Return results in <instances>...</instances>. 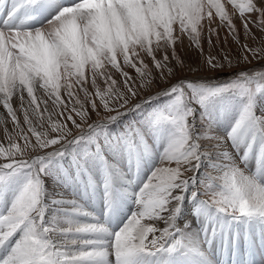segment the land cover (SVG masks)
Wrapping results in <instances>:
<instances>
[{
    "label": "snow or ice",
    "instance_id": "6c2138e0",
    "mask_svg": "<svg viewBox=\"0 0 264 264\" xmlns=\"http://www.w3.org/2000/svg\"><path fill=\"white\" fill-rule=\"evenodd\" d=\"M257 66L264 0H0V264H264Z\"/></svg>",
    "mask_w": 264,
    "mask_h": 264
},
{
    "label": "rangeland",
    "instance_id": "374dc122",
    "mask_svg": "<svg viewBox=\"0 0 264 264\" xmlns=\"http://www.w3.org/2000/svg\"><path fill=\"white\" fill-rule=\"evenodd\" d=\"M217 23H219L218 20L216 23H214L212 25V27L215 28ZM234 23H236L238 28L240 27V21L238 19L234 20ZM253 30L255 31V29H253ZM219 32H220V40L217 41L216 37L213 36V42L216 43V47L210 48V46L207 42L208 25H207V23H205L204 32L202 33V40H201V43H202V46L204 49V55L206 56V55H208L209 52H211L212 55H215L218 58H220L225 54V52H228V53H230V55L232 57L233 64H235L236 60L241 57V50L237 46V44L232 40V38L228 35V33L226 32V30L224 28H220ZM259 35H260V33L257 32V36H259ZM225 37H227V43H225ZM241 39H243L242 29H241ZM168 54H169V59H170V65H175V67L177 69H179L180 64L178 61H183L185 66L190 65L191 68L193 69L192 71H188L187 68H185V70L182 72L178 71L177 75H179V76L192 77L194 75H205L209 78L221 79V78H227L228 76H230L232 74V73H230V71H235L234 68L233 69L226 68L223 72L212 73L205 68V69H201L200 72L197 73L196 69H198L200 67V64L203 60V56H201L199 50L195 49L194 46L190 45L187 38H185L183 45H181V44L176 45L175 55H173L171 49H169ZM156 55L159 58L161 53L157 52ZM145 62L149 64V67H152L150 58H146ZM239 67L240 68H247V67H251V66L241 63L239 65ZM127 70L129 72H131L133 76L136 75L132 69H127ZM153 70L155 71V69H153ZM255 70L261 71L264 69H260L257 66L255 68ZM117 79H119L118 75H117ZM157 87H163V82L161 81L160 83H158ZM153 91H155V89H153ZM145 94H147V93H145ZM3 111H4L3 109H0V113H3ZM76 118L78 119V117H76ZM22 119H23V117L21 116V120ZM93 119H95L94 114H93ZM69 126H71L70 123H69ZM0 143H5V146H6V141L4 140L2 129H0Z\"/></svg>",
    "mask_w": 264,
    "mask_h": 264
},
{
    "label": "bare ground",
    "instance_id": "6f19581e",
    "mask_svg": "<svg viewBox=\"0 0 264 264\" xmlns=\"http://www.w3.org/2000/svg\"><path fill=\"white\" fill-rule=\"evenodd\" d=\"M99 206H100V205H99V202H97L96 207L99 208ZM89 210H91V209H89Z\"/></svg>",
    "mask_w": 264,
    "mask_h": 264
}]
</instances>
